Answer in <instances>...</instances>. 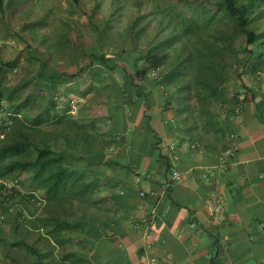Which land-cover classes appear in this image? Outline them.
I'll use <instances>...</instances> for the list:
<instances>
[{"label": "crops", "instance_id": "crops-1", "mask_svg": "<svg viewBox=\"0 0 264 264\" xmlns=\"http://www.w3.org/2000/svg\"><path fill=\"white\" fill-rule=\"evenodd\" d=\"M90 71L55 83L57 117L71 114L95 138L74 153L90 162L79 167L89 188L76 217L87 238L76 231L50 254L42 242L41 264H264V114L249 102L205 130L176 88L143 85L154 94L147 110L117 99L118 69L117 85ZM174 171L182 182L170 184Z\"/></svg>", "mask_w": 264, "mask_h": 264}, {"label": "trees", "instance_id": "trees-1", "mask_svg": "<svg viewBox=\"0 0 264 264\" xmlns=\"http://www.w3.org/2000/svg\"><path fill=\"white\" fill-rule=\"evenodd\" d=\"M8 11L11 4L0 0L5 21ZM189 19L188 24L173 22L174 31L169 34L161 30L149 33L144 40L149 24L141 25L138 37L148 47L145 53L122 49L119 54H107L104 45L88 49L81 43L74 49L72 46L74 57L75 50L79 57L65 72L39 58L29 75V94L7 87V71L17 68L16 60L0 57V213L12 209L17 199L30 211L29 216H16L8 228L0 224V264H41L46 257L40 249L42 242L49 245L50 254L55 245L62 248L71 243L76 231L83 241L87 238L85 224L76 217L86 211L82 201L89 188L79 167L90 162L74 153L79 147H92L95 138L89 137L71 114L57 117L55 83L82 77L90 69L97 80L108 78L117 85L120 82L115 73L121 69L123 81L122 87L117 86V99L121 95L125 104L138 107L154 101L153 92L145 91L143 85L174 87L183 96V111L205 119V130H216L221 115L226 119L242 114L249 102L264 114V0H205L197 17ZM134 20L132 31L139 26L138 21L144 22L138 14ZM66 26L70 28L62 32L66 44L61 43L57 58L70 48L69 20ZM85 59H89L88 64H84ZM98 68L105 73L97 72ZM45 91L49 101L43 116H47L33 119L27 110L31 94ZM146 108L150 110L148 105ZM146 117L149 130L154 131L151 115ZM47 122L50 129L43 127ZM23 174L30 176L40 197L20 194L15 183L7 186L10 178L14 182ZM71 255L65 252V257Z\"/></svg>", "mask_w": 264, "mask_h": 264}, {"label": "rangeland", "instance_id": "rangeland-1", "mask_svg": "<svg viewBox=\"0 0 264 264\" xmlns=\"http://www.w3.org/2000/svg\"><path fill=\"white\" fill-rule=\"evenodd\" d=\"M204 1L80 0L77 3L75 0H6L7 6L11 4V11L7 12V21L0 14V57L4 61L16 60L17 66L7 71V87L18 88L20 92L23 90L29 94L26 86L29 85L30 73L35 71L37 59L48 61V66L57 70L71 69L69 66L75 61L72 50L81 43L88 49L102 48L104 45L107 54H119L122 49H136L139 53H145L148 47L139 42L138 37L141 25L149 24L143 33V40L149 33L157 34L161 30L169 34L174 31L173 22L188 24L189 16L197 17ZM136 2L137 8L131 10ZM137 14L142 16L144 22L138 21L139 26L132 31L130 23ZM67 20L71 25L72 42L69 43L70 48L62 50V55L57 58L61 43L65 45L67 39L62 32L70 29L66 26ZM88 63L89 59H85L84 64ZM138 64L141 66L142 61ZM117 72L123 76L121 69ZM104 79V82H110L108 78ZM60 97L56 96L55 104H59ZM48 98L46 91L31 94L27 110L33 119L44 114L42 108ZM14 182L20 194L40 197L28 174L18 176ZM19 214L29 216L30 211L24 202L17 199L12 209L0 213V224L8 228Z\"/></svg>", "mask_w": 264, "mask_h": 264}, {"label": "built area", "instance_id": "built-area-1", "mask_svg": "<svg viewBox=\"0 0 264 264\" xmlns=\"http://www.w3.org/2000/svg\"><path fill=\"white\" fill-rule=\"evenodd\" d=\"M182 180H183L182 174L180 172H178V171H174L173 174H172V178H171V183L170 184L179 183V182H182ZM13 183H15V182H11V181L10 182H6V184H7V186L9 188H11L13 186ZM144 195L145 194L142 193V196H144ZM218 210H220V207L218 208Z\"/></svg>", "mask_w": 264, "mask_h": 264}]
</instances>
